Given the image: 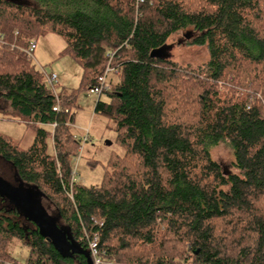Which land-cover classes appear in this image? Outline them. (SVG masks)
Masks as SVG:
<instances>
[{
	"label": "trees",
	"instance_id": "16d2710c",
	"mask_svg": "<svg viewBox=\"0 0 264 264\" xmlns=\"http://www.w3.org/2000/svg\"><path fill=\"white\" fill-rule=\"evenodd\" d=\"M183 31L207 50L197 68L159 54ZM46 34L81 69L58 103L22 51ZM108 67L94 112L114 122L124 155L85 187L72 177L71 112ZM0 102L34 131L26 149L0 134V159L88 255L97 234L102 264H264V0H0ZM220 145L233 171L212 159ZM9 203L0 196V264H17L13 240L23 264H87L62 258Z\"/></svg>",
	"mask_w": 264,
	"mask_h": 264
},
{
	"label": "rangeland",
	"instance_id": "374dc122",
	"mask_svg": "<svg viewBox=\"0 0 264 264\" xmlns=\"http://www.w3.org/2000/svg\"><path fill=\"white\" fill-rule=\"evenodd\" d=\"M10 1L23 3L27 0ZM184 32L171 36L167 41V44L171 47L160 49L159 54L170 57L173 62L183 67L197 68L207 61V50L204 46H192L191 42H183L184 37L182 34ZM187 37L190 38V36ZM35 43L36 48L33 52L32 64L41 73L56 75L55 94L58 96L62 91L77 90L80 84L81 69L69 56L60 55L65 47L63 39L54 34H46L35 39ZM111 77L110 75L109 78ZM100 97V100L106 101L104 95ZM97 99V96L89 95L87 91L82 90L77 94L71 112L74 116L73 123L70 125V132L81 142V152L73 160L72 173H74V181L85 187L100 185L108 168L109 160L114 156L122 157L124 155V149L117 141L114 122L94 112ZM3 109H7V104L0 102V134L10 137L23 149L31 146L34 140V131L19 119L8 117ZM84 137L87 138L85 142H83ZM48 144V151L51 153L50 140ZM210 155L223 170L233 171L231 167L233 158L225 146L220 145L211 148ZM0 181L17 188L25 187L17 179L10 164L1 159ZM28 189L31 190V188ZM33 191L35 190L33 189ZM35 193L37 192L35 191ZM41 198L37 193L40 204L45 205L53 212V207ZM55 220H57L56 217ZM9 252L15 258L17 264H23L28 255V249L16 240L11 242Z\"/></svg>",
	"mask_w": 264,
	"mask_h": 264
},
{
	"label": "water",
	"instance_id": "95a60500",
	"mask_svg": "<svg viewBox=\"0 0 264 264\" xmlns=\"http://www.w3.org/2000/svg\"><path fill=\"white\" fill-rule=\"evenodd\" d=\"M0 196L5 197L34 225L38 234L50 243L58 251L62 258L74 255H83L87 264H92L88 253L68 235V233L57 226L56 220L49 216L37 199V193L33 189L17 188L0 181Z\"/></svg>",
	"mask_w": 264,
	"mask_h": 264
},
{
	"label": "built area",
	"instance_id": "2783aa9c",
	"mask_svg": "<svg viewBox=\"0 0 264 264\" xmlns=\"http://www.w3.org/2000/svg\"><path fill=\"white\" fill-rule=\"evenodd\" d=\"M36 48V43L35 41H30L28 44V47L26 49H23L22 51L24 52V54L26 55V57L28 59H30L31 61L33 60V52ZM117 70L113 69V68H106L104 75L99 79V85L94 87V88H90L87 90V94L89 95H95L97 96V98H99L101 95H105V93L111 91L112 87L109 84L107 77L108 75H112V74H116ZM43 76H44V80L46 82V84L48 85L49 88H51L54 92V84L56 83L57 77L55 74H51V75H46L42 72ZM55 99L58 103V96L55 94ZM56 103V105L53 107V111H59V106ZM87 140L86 137L83 138V142H85ZM81 152V146L78 149V156L79 153ZM74 173H72V177H73ZM74 179V178H73ZM69 197L71 198V195L69 194ZM95 224H97L98 226H101L102 223L96 222L94 221ZM87 240V250L89 252V256L91 258L92 264H102V259H101V253L98 249V236L97 234H94L91 238H86Z\"/></svg>",
	"mask_w": 264,
	"mask_h": 264
},
{
	"label": "crops",
	"instance_id": "0c3cea01",
	"mask_svg": "<svg viewBox=\"0 0 264 264\" xmlns=\"http://www.w3.org/2000/svg\"><path fill=\"white\" fill-rule=\"evenodd\" d=\"M33 143V142H32ZM32 145V144H31Z\"/></svg>",
	"mask_w": 264,
	"mask_h": 264
}]
</instances>
